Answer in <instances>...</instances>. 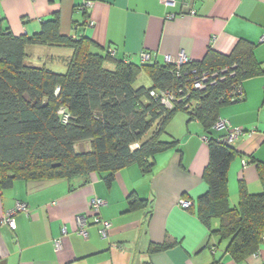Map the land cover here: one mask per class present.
Wrapping results in <instances>:
<instances>
[{"label":"crops","instance_id":"crops-1","mask_svg":"<svg viewBox=\"0 0 264 264\" xmlns=\"http://www.w3.org/2000/svg\"><path fill=\"white\" fill-rule=\"evenodd\" d=\"M56 17L62 35L88 37L93 52L109 51L127 62L142 63L143 53L151 56L150 64H165L166 56L181 53L203 61L209 52L229 56L244 44L264 66V0H177L174 6L161 0H0V19L15 36L38 33ZM69 49L30 44L26 55L52 64L63 53L72 55ZM241 85L244 97L219 109V119L230 128L244 129L230 143L229 130L207 131L188 117L185 132L176 136L178 145L156 154L149 171L133 163L117 171L111 183L94 172L0 186V264H264V235L259 248L237 262L228 242L213 233L218 219L210 227L198 215V198L209 189L204 170L210 146L203 137L225 141L239 153L228 171L232 207L241 183L249 193L264 192L258 166L264 164V72ZM132 196L143 204L132 205ZM95 197L106 201L99 210L111 223L106 236L90 209ZM182 200L192 204L184 207ZM18 202L28 211L16 214L13 229L3 218ZM83 217L86 236L79 233Z\"/></svg>","mask_w":264,"mask_h":264},{"label":"trees","instance_id":"trees-1","mask_svg":"<svg viewBox=\"0 0 264 264\" xmlns=\"http://www.w3.org/2000/svg\"><path fill=\"white\" fill-rule=\"evenodd\" d=\"M30 44L72 49L67 71L27 64ZM92 45L88 37L62 35L58 17L44 22L41 31L31 36L13 35L0 19L1 187L19 179L71 178L94 172L111 183L117 171L133 163L149 171L156 154L179 143L176 138L162 139L179 110L201 121L208 131L219 119L220 106L230 102L223 97L232 85L264 72L253 48L243 50L244 44L229 56L209 52L203 61L192 60L181 66L180 75L174 65L127 62L109 51L93 52ZM226 67L228 71L219 72L223 79L208 83L205 89L184 91L172 108L150 95L153 89H177L181 83H191L194 69ZM142 70L153 80L149 87L134 84ZM61 108L70 115L68 122ZM207 141L210 159L204 178L209 189L198 198V215L210 227L218 219L214 235L228 242V253L240 262L262 242L264 192L249 193L241 183L239 202L232 207L228 171L239 153L225 141ZM86 142L89 148L77 149ZM258 166L264 182V164ZM131 203L143 201L132 196Z\"/></svg>","mask_w":264,"mask_h":264},{"label":"built area","instance_id":"built-area-1","mask_svg":"<svg viewBox=\"0 0 264 264\" xmlns=\"http://www.w3.org/2000/svg\"><path fill=\"white\" fill-rule=\"evenodd\" d=\"M162 3H164L167 6H174L177 2V0H161ZM88 5H91V2L87 3ZM187 5V4H186ZM192 13H195V10H191ZM175 14H170V18H172ZM262 40H264V35L262 36ZM113 54V53H112ZM142 61L146 62L149 61L151 56L148 53L142 54ZM192 60L184 53H181L177 57H173L171 55L166 56V63L174 65L176 67V73L177 75H180V69L181 66L191 62ZM220 71L226 72L228 71V68H223L221 70H207V69H194L192 72L195 74L193 77L191 83L183 85L182 83L177 86V89L174 88H166V89H153L150 91V95L154 97L157 100H160L164 106L167 108H172L174 106V103L178 101L179 94H182L184 91L187 93H190L192 90L195 89H205L207 87V84H213L217 81V79H223L224 75H219ZM232 74H234L232 72ZM59 90V88H58ZM227 97V98H226ZM244 97V90L242 88V85L240 82H235L232 85L231 90L223 97V99H228V101H236L240 100ZM186 108L190 107V104L185 105ZM60 113L66 112L65 108H61ZM70 118V115L66 112L64 115V122H68ZM216 128L220 129H227L229 130V134L227 138L225 139L227 143H230L233 141L235 137H237L239 134L244 132V129L242 127H234L230 128V124L226 119H219L215 125ZM204 140H208L207 137H203ZM106 201L100 197H95L90 202V209L93 211V213L96 214L95 219L96 221H99L102 223L103 228L101 229V234L103 236L107 235V230L111 226V223L108 220H102L99 217V210L102 205H104ZM181 204L184 207H189L192 203L187 200H182ZM20 211H28V205L23 202H18L15 207L8 209L6 213L4 214L3 222L7 223L10 227L13 229L16 228V222H15V216ZM79 222V233L86 236L87 235V228H86V219L80 218L78 220ZM58 240V244H59Z\"/></svg>","mask_w":264,"mask_h":264},{"label":"rangeland","instance_id":"rangeland-1","mask_svg":"<svg viewBox=\"0 0 264 264\" xmlns=\"http://www.w3.org/2000/svg\"><path fill=\"white\" fill-rule=\"evenodd\" d=\"M34 47H37L38 50H40V51L43 49H46L45 46L34 45ZM69 51H71V50L69 49ZM61 56H62V59H60L58 61V63H52L51 64V62H49L48 60L38 62V60H36L34 57L31 60L27 59L26 62L29 65L44 66V67H47L49 69H52L53 71L64 73L67 71V63H68L69 58H71L72 55L68 56V54L63 53V54H61ZM152 82H153L152 78L147 74L146 71L142 70L138 74L134 84L136 87H139L142 85L149 87L152 85ZM188 115L189 114L186 113L183 109L179 110L176 113V115L172 118L170 123L168 124L166 133H164L162 135V139L163 140H172L173 138H177L176 136H178V137H180V135L182 136V134L185 132V129H186L185 124L187 123V119L189 117ZM202 135H200V136H202ZM86 143L85 144H79L77 146V149L89 148V146H90L89 143H87V144Z\"/></svg>","mask_w":264,"mask_h":264}]
</instances>
